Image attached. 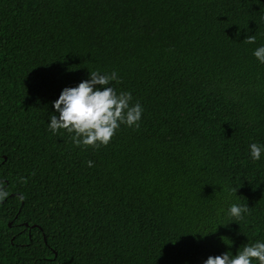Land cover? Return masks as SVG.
I'll use <instances>...</instances> for the list:
<instances>
[{"label":"trees","instance_id":"obj_1","mask_svg":"<svg viewBox=\"0 0 264 264\" xmlns=\"http://www.w3.org/2000/svg\"><path fill=\"white\" fill-rule=\"evenodd\" d=\"M259 45L264 0H0V264H202L264 241ZM92 70L143 112L76 146L48 114Z\"/></svg>","mask_w":264,"mask_h":264},{"label":"clouds","instance_id":"obj_2","mask_svg":"<svg viewBox=\"0 0 264 264\" xmlns=\"http://www.w3.org/2000/svg\"><path fill=\"white\" fill-rule=\"evenodd\" d=\"M244 40L255 43L250 35ZM258 63L264 64V45L252 51ZM119 83L115 71L102 73L97 70L88 71V77L74 86H65L58 97L51 102L52 112L48 114V129L55 134L65 129L76 146L90 145L99 147L107 145L121 124L138 127L143 108L139 102L130 105L132 99L128 91H117L111 82ZM264 144L250 143L248 155L253 162L261 160ZM87 165L92 166V161ZM231 191V190H229ZM8 192L0 187V200L5 199ZM249 206L237 203L229 204L227 215L241 218L247 214ZM264 264V241L257 240L244 246L233 254L230 250L218 255H209L202 264Z\"/></svg>","mask_w":264,"mask_h":264},{"label":"water","instance_id":"obj_3","mask_svg":"<svg viewBox=\"0 0 264 264\" xmlns=\"http://www.w3.org/2000/svg\"><path fill=\"white\" fill-rule=\"evenodd\" d=\"M26 225H27V223H26ZM32 227H38V225L37 224H34V225H32Z\"/></svg>","mask_w":264,"mask_h":264}]
</instances>
